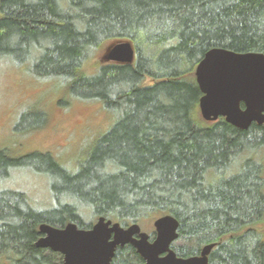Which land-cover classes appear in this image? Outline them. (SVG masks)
<instances>
[{
  "label": "trees",
  "instance_id": "16d2710c",
  "mask_svg": "<svg viewBox=\"0 0 264 264\" xmlns=\"http://www.w3.org/2000/svg\"><path fill=\"white\" fill-rule=\"evenodd\" d=\"M123 39L132 63L85 69ZM213 47L264 54V0H0V60L28 63L58 79L64 98L97 101L113 118L74 173L50 153L24 158L54 172L55 200L45 210L0 190V264H62L34 245L42 222L88 228L104 216L125 226L168 213L179 221L178 256L215 243L208 264H264V123L241 130L201 117L192 73ZM5 163L17 161L1 149ZM143 263L129 244L111 261Z\"/></svg>",
  "mask_w": 264,
  "mask_h": 264
},
{
  "label": "water",
  "instance_id": "95a60500",
  "mask_svg": "<svg viewBox=\"0 0 264 264\" xmlns=\"http://www.w3.org/2000/svg\"><path fill=\"white\" fill-rule=\"evenodd\" d=\"M135 51L129 40L113 44L105 59L130 64ZM195 81L201 92L198 108L201 117L215 122L220 117L234 127L246 130L252 123H264V54L235 52L213 47L197 63ZM154 237L141 230L137 222L122 226L98 216L88 228L69 221L58 227L46 222L38 226L35 247L62 255V264H111L118 247H134L143 264H208L215 243L201 246L188 257L178 256L173 244L178 240L179 221L172 214L153 221Z\"/></svg>",
  "mask_w": 264,
  "mask_h": 264
},
{
  "label": "rangeland",
  "instance_id": "374dc122",
  "mask_svg": "<svg viewBox=\"0 0 264 264\" xmlns=\"http://www.w3.org/2000/svg\"><path fill=\"white\" fill-rule=\"evenodd\" d=\"M118 41L105 42L86 62L85 69L92 72L97 64L109 63L105 54ZM192 76L195 78L194 72ZM151 82L146 78L145 83ZM64 97L58 79L33 75L28 63L17 65L9 58L0 60V150L8 153L9 160L17 161L1 165L0 190L20 191L33 205L45 210L54 204L55 174L44 168L43 159L24 158L33 153H50L65 172L74 173L113 121L97 101ZM83 217L93 219L92 212H83ZM154 219L145 216L139 222L141 230L151 238L155 233ZM95 220L96 217L92 222ZM179 244L181 241L174 243ZM49 251L45 254L50 255ZM53 253L56 255L52 258L58 262L62 255Z\"/></svg>",
  "mask_w": 264,
  "mask_h": 264
}]
</instances>
